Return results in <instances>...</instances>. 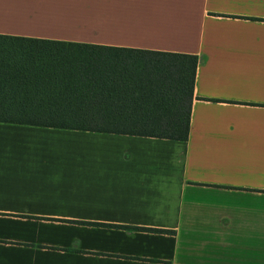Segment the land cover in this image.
I'll return each mask as SVG.
<instances>
[{"label": "crops", "instance_id": "crops-1", "mask_svg": "<svg viewBox=\"0 0 264 264\" xmlns=\"http://www.w3.org/2000/svg\"><path fill=\"white\" fill-rule=\"evenodd\" d=\"M0 35L198 59L185 141L0 123V264H264V0H0Z\"/></svg>", "mask_w": 264, "mask_h": 264}, {"label": "trees", "instance_id": "trees-1", "mask_svg": "<svg viewBox=\"0 0 264 264\" xmlns=\"http://www.w3.org/2000/svg\"><path fill=\"white\" fill-rule=\"evenodd\" d=\"M197 63L0 35V123L185 141Z\"/></svg>", "mask_w": 264, "mask_h": 264}]
</instances>
